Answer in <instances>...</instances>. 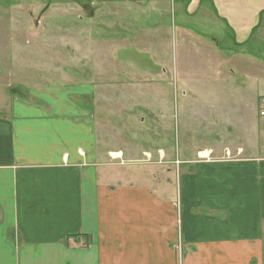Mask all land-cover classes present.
Returning <instances> with one entry per match:
<instances>
[{"label": "crops", "instance_id": "0c3cea01", "mask_svg": "<svg viewBox=\"0 0 264 264\" xmlns=\"http://www.w3.org/2000/svg\"><path fill=\"white\" fill-rule=\"evenodd\" d=\"M237 1L218 0L233 31L256 15L236 14ZM63 78L67 86L32 85L0 104V264H264L260 139L208 142L173 159L163 148L113 149L105 132L121 133L111 118L122 111L102 118L94 87ZM177 160L178 187L169 177Z\"/></svg>", "mask_w": 264, "mask_h": 264}, {"label": "rangeland", "instance_id": "374dc122", "mask_svg": "<svg viewBox=\"0 0 264 264\" xmlns=\"http://www.w3.org/2000/svg\"><path fill=\"white\" fill-rule=\"evenodd\" d=\"M222 4L218 0H0V104L8 105L13 94L21 101L32 85L67 86L70 82L62 79L71 76L78 86H86L85 93L94 87L93 107L98 114L122 111L111 121L121 124L124 137L119 139L118 131L105 132L111 138L110 148L132 146L139 155L143 149L155 154L163 148L173 159L183 158L184 149L193 155L208 142L213 149L221 142L232 149L233 141L249 143L254 137L260 139L258 149H264L260 115L264 0L229 3L236 14L244 15L247 8L256 12L253 19L246 18V28L235 31L218 13ZM90 97L87 103L92 106ZM141 120L149 124L153 120L154 127L145 128ZM100 140V147L104 146L103 134ZM143 158L149 162V157ZM146 162L141 166L154 170L162 166ZM179 163L169 165V177L177 187Z\"/></svg>", "mask_w": 264, "mask_h": 264}, {"label": "built area", "instance_id": "2783aa9c", "mask_svg": "<svg viewBox=\"0 0 264 264\" xmlns=\"http://www.w3.org/2000/svg\"><path fill=\"white\" fill-rule=\"evenodd\" d=\"M260 115H261L262 117H264V100H263L262 103H261ZM177 162H178V160H177Z\"/></svg>", "mask_w": 264, "mask_h": 264}, {"label": "flooded vegetation", "instance_id": "af4514ba", "mask_svg": "<svg viewBox=\"0 0 264 264\" xmlns=\"http://www.w3.org/2000/svg\"><path fill=\"white\" fill-rule=\"evenodd\" d=\"M49 7V6H48ZM47 8L45 7V10H46Z\"/></svg>", "mask_w": 264, "mask_h": 264}]
</instances>
